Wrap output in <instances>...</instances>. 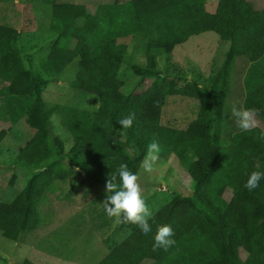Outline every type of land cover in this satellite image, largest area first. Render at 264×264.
<instances>
[{
	"label": "trees",
	"instance_id": "1",
	"mask_svg": "<svg viewBox=\"0 0 264 264\" xmlns=\"http://www.w3.org/2000/svg\"><path fill=\"white\" fill-rule=\"evenodd\" d=\"M97 1L33 0L30 12L22 13L0 3L7 23L11 15L34 27L45 6L51 12L47 54L31 70L19 45L22 34L29 33L0 24V123L9 125L0 130V141L23 121L33 134L13 165L44 168L10 202L0 201V236L15 242L31 234L37 225L35 197L52 182L64 183L77 169L104 186L121 163L137 174L146 145L155 139L188 175L193 195L165 199L149 220L148 235L136 227L122 242H113L98 264H264V178L251 192L243 187L251 171L264 172V8H255L254 0H218L213 11L207 9L208 0ZM208 32L229 43L224 60L216 71H198L197 82L178 86L167 76L170 68L174 78L186 76L169 63L175 47ZM124 38L146 42L148 69L156 58L166 69L153 72L149 86L139 93L126 92L118 77L127 53L119 43ZM74 60L78 71L72 86L98 97L96 111L42 100L47 86L57 83ZM234 74L240 78L238 105L254 109L260 123L248 131L227 123L222 132L224 99ZM169 96L198 104L196 118L185 129L161 123ZM129 113L134 114L131 126L121 128L117 122ZM52 117L68 133L69 146L52 133ZM164 224L172 227L175 244L153 250L152 237Z\"/></svg>",
	"mask_w": 264,
	"mask_h": 264
},
{
	"label": "rangeland",
	"instance_id": "2",
	"mask_svg": "<svg viewBox=\"0 0 264 264\" xmlns=\"http://www.w3.org/2000/svg\"><path fill=\"white\" fill-rule=\"evenodd\" d=\"M88 1L68 0L78 4L80 2L86 4L84 2ZM217 1L208 0L207 9L213 11ZM8 2L14 4L15 8L22 13L30 12V4L33 0H0L1 5ZM99 2L104 4L107 0L102 2L99 0L96 4ZM254 2L257 5L253 4L255 8H264L262 7L264 0H254ZM1 5L0 24L8 26L11 24L19 32L29 33L22 34L19 45L24 53L26 66L30 70L34 69L36 61L46 56V49L50 44V37L47 35L51 18L50 9L45 6V13L37 14L38 21L36 25L33 23V27L24 17L14 18L10 15L8 17L10 24L7 23L2 19L5 15ZM29 21L33 22V16H29ZM119 43L127 47V53L118 74L126 92L144 91L152 80L153 72L166 70L162 61L158 60L160 58L154 60L152 70L148 69L144 40L124 38ZM34 44H37V48L32 46ZM228 46L229 43L220 41L219 37L212 32L191 37L185 44L175 47L169 61L184 69L186 76L176 79L177 75H172L171 68L167 76L177 80L180 87L197 82L198 71L204 72L208 69L216 71L220 67L225 57L224 51ZM213 63L214 66H211ZM235 65L239 66L240 60H235ZM77 71L78 61L74 60L59 76L57 83H50L47 86L42 94L43 102L96 111L99 107L98 97L76 90L72 86ZM231 79L234 81L233 86L231 85L229 96L224 99L226 103L222 115L224 118L222 132L227 128V123L228 126L238 128L235 119L231 116V108L234 105L241 106L238 105L241 88L238 87L237 82L240 78L234 74ZM197 112L198 104L195 101L169 96L162 109L161 123L176 129H185L196 118ZM251 118L254 125H259L260 121L254 114ZM50 125L52 133L61 139L65 147L69 146L70 137L61 127L59 120L52 117ZM8 126V124L0 123V130ZM261 128L264 130V126ZM32 134L31 129L20 121L11 127L0 141V201L2 202H10L25 188L34 175L44 171V168L35 169L36 173L32 174L27 171L29 169L13 165L19 150L30 140ZM157 142L161 151L153 162V170L145 172L141 164L137 173L141 195L153 214L165 199L174 198L176 195L190 197L194 192L191 180L173 158L170 150L159 141ZM62 161L67 163L65 158ZM63 182H52L50 188L48 189L47 186L45 189L47 191L41 197H35L33 211L37 225L31 234H24L19 241L15 242L0 236V264H98L113 242H122L138 227L135 223L127 222L123 213L120 217H110L105 213L103 203L107 201V196L111 193L106 191L103 183L86 179L85 172L77 169Z\"/></svg>",
	"mask_w": 264,
	"mask_h": 264
},
{
	"label": "clouds",
	"instance_id": "3",
	"mask_svg": "<svg viewBox=\"0 0 264 264\" xmlns=\"http://www.w3.org/2000/svg\"><path fill=\"white\" fill-rule=\"evenodd\" d=\"M254 109H245L242 105L240 107L233 106L231 108V116L235 119L237 127L242 131H248L254 127L252 120V113ZM134 119V114L129 113L117 123L121 128L127 129L131 126ZM161 151L159 143L152 139L147 145L145 156L142 161V168L145 172L153 170V162L156 161L158 153ZM264 178V172L255 170L247 175L246 182L243 187L251 192L258 186V182ZM116 183L115 181H117ZM138 176L135 172L129 170L125 163L119 166L111 173V178L106 183V191L111 193L107 196V201L104 202V211L110 217H123L127 222L135 223L139 226L140 232L148 235L152 231L149 220L154 215L145 203L144 197L141 195V187L139 185ZM174 235L173 229L170 225L164 224L157 227L153 235V250L162 248L167 250L168 247L175 244V240L171 237Z\"/></svg>",
	"mask_w": 264,
	"mask_h": 264
},
{
	"label": "crops",
	"instance_id": "4",
	"mask_svg": "<svg viewBox=\"0 0 264 264\" xmlns=\"http://www.w3.org/2000/svg\"><path fill=\"white\" fill-rule=\"evenodd\" d=\"M14 3H16V2H14ZM31 4H33V3H31ZM6 5L8 6V8L13 9V10H16L14 4H10V3L8 2V3L5 4V6H6ZM42 8H43V7H40L39 10H41ZM18 31H19V30H18ZM108 253H109V251L106 253V255H107ZM106 255H105V256H106Z\"/></svg>",
	"mask_w": 264,
	"mask_h": 264
},
{
	"label": "water",
	"instance_id": "5",
	"mask_svg": "<svg viewBox=\"0 0 264 264\" xmlns=\"http://www.w3.org/2000/svg\"><path fill=\"white\" fill-rule=\"evenodd\" d=\"M27 171H30V173H32V174L36 173L35 170H27Z\"/></svg>",
	"mask_w": 264,
	"mask_h": 264
}]
</instances>
